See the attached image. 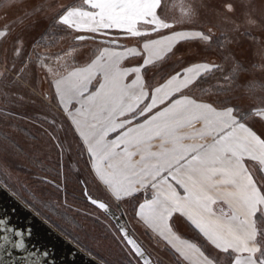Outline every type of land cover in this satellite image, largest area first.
<instances>
[{"label": "snow or ice", "instance_id": "obj_1", "mask_svg": "<svg viewBox=\"0 0 264 264\" xmlns=\"http://www.w3.org/2000/svg\"><path fill=\"white\" fill-rule=\"evenodd\" d=\"M13 7L22 14L0 27V41L17 25L28 33L44 28L31 51L17 36L0 70L10 100L0 110V175L20 159L43 172L40 155L49 143L60 154L58 175L73 158L87 173L76 167L83 209L60 199V182L39 174L22 206L85 236L102 225L95 239L118 249L116 264H264V95H255L264 84L249 88L246 107L211 99L227 97L246 71L225 39L230 72L211 92L202 89L205 100L192 93L224 66L177 55L191 42L213 48L218 30L239 32L237 17L264 27V4L257 20L254 0H192L179 18L168 17L167 0H0V18ZM55 33L71 37L70 48L37 52ZM24 107L37 112L22 117L36 132L15 123L21 117L12 109ZM21 133L36 143L23 145ZM30 236L0 218V264H42V257L47 264L48 251L29 248Z\"/></svg>", "mask_w": 264, "mask_h": 264}, {"label": "rangeland", "instance_id": "obj_2", "mask_svg": "<svg viewBox=\"0 0 264 264\" xmlns=\"http://www.w3.org/2000/svg\"><path fill=\"white\" fill-rule=\"evenodd\" d=\"M34 2H39V0H34ZM55 2L70 4L73 2V0H55ZM254 2L257 6L254 15L256 16L257 20H260L262 13L260 6L261 4H264V0H254ZM191 3L192 0H167L168 17L179 18L182 13L187 10L186 6ZM21 14V8L13 7L9 9L7 11V20L0 18V27H2L5 22L10 23ZM3 16L4 13L0 11V17ZM237 18L242 24L239 32L227 31L224 36H221V31L218 30L216 32V37L214 38L216 43L213 45V48L205 49L203 46L196 47L195 42H191L190 44H185L182 48V51L177 55L185 56L186 60L191 58L192 62H197L202 58L206 61H212L216 64H222L224 66L223 73L216 72L214 76H210L208 78L206 83L201 85L200 89H197L192 93L196 97L203 96V98L207 100L209 99V96L205 95L202 89L206 90L207 92H211L214 87L223 83L222 76L230 72V67L227 63H225L223 58L225 48L220 47V43L225 39L232 40L233 42L226 46L227 50L235 54V58L243 64L246 71H242L239 74L236 80V85H234V90L229 92L227 97H217L213 95L211 96V99L222 101L226 98H230L234 103L246 107L252 103L250 97L253 93L249 91V88L255 85L264 84V27L250 28L249 26L243 24L241 17ZM43 28L44 23H41L35 32L28 33L24 30V25H17L12 35L0 43V70H2V66L5 62V56H7L9 61L12 60L13 44L17 36H22L25 40L26 47H28L31 45L33 39H35L40 34ZM62 36V33H55L51 38L45 41L44 47L37 48L36 51L39 53L52 54L55 53V47L59 52H61L62 49H69L70 45L72 44L71 37L62 38ZM28 50L31 51V48L28 47ZM175 60L176 57H173L170 63H174ZM40 79H42V77ZM43 87L47 88V85L45 84ZM255 95H264V93H261L257 87L255 89ZM8 106H10V100L5 98L3 85L0 84V110L5 109ZM12 111L18 113L21 117V119H17L15 123L19 124L22 129H27L29 132H36V129L33 128V125L30 124L28 120L22 118L25 116L34 117L37 114L35 109L31 107H24L13 108ZM257 127H259V125H257ZM19 139L25 146L36 143L35 141H32L25 133H21ZM40 158L44 162L43 172L38 173L37 169L32 167L28 161L20 159L13 164L10 175H0V183L11 193H13L21 202H23L22 198H26L27 190L35 187L34 177L37 174L47 176L53 181L60 182L61 185L65 187L66 191L60 194V199L63 200L66 196L69 204L83 209L86 204V198L82 199V193L85 186L78 182V173L76 172V167L78 166L81 169L80 174L86 177L87 173L83 171V165H77L74 158L66 159L64 162V176L58 175L60 172V154L51 143L45 145ZM50 189L51 186L45 190ZM113 208L120 214V211H118L115 206H113ZM44 215H48V213H45ZM69 215L75 216V212H70ZM101 215L103 218V214ZM49 219L52 221L50 225L54 229L72 241L79 248L83 246L84 248L90 250V252L94 254L99 262L105 261L107 264H116V261L119 259L118 249L108 240L98 241L95 239V237L102 233V225L97 226L95 230L89 226V234L85 236L84 233L77 232L73 228L65 225L57 216H49ZM77 220L82 224L85 223L83 216L77 217ZM104 222L105 224L111 223V221L106 218L104 219ZM60 229H66L67 235H65V233Z\"/></svg>", "mask_w": 264, "mask_h": 264}, {"label": "water", "instance_id": "obj_3", "mask_svg": "<svg viewBox=\"0 0 264 264\" xmlns=\"http://www.w3.org/2000/svg\"><path fill=\"white\" fill-rule=\"evenodd\" d=\"M22 205L23 202L0 183V218L7 215L12 226L21 232H30L28 247L48 251L47 264H100ZM112 211L119 216L113 208ZM41 259L44 264V258Z\"/></svg>", "mask_w": 264, "mask_h": 264}, {"label": "crops", "instance_id": "obj_4", "mask_svg": "<svg viewBox=\"0 0 264 264\" xmlns=\"http://www.w3.org/2000/svg\"><path fill=\"white\" fill-rule=\"evenodd\" d=\"M2 41H0V43H1ZM122 44H125L126 46H135V44H134V42L133 41H124V40H122V41H120ZM61 50V49H60ZM63 50V49H62ZM61 50V51H62ZM59 51L56 49V47H55V53H58ZM131 209L129 208V211H130Z\"/></svg>", "mask_w": 264, "mask_h": 264}]
</instances>
